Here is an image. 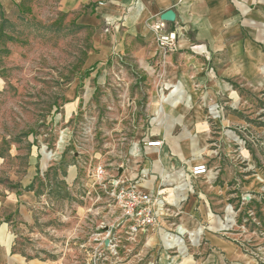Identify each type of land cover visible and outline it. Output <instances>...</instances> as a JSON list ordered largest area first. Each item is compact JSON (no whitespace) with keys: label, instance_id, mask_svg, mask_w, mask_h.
I'll use <instances>...</instances> for the list:
<instances>
[{"label":"rangeland","instance_id":"1","mask_svg":"<svg viewBox=\"0 0 264 264\" xmlns=\"http://www.w3.org/2000/svg\"><path fill=\"white\" fill-rule=\"evenodd\" d=\"M59 1L0 5V192L22 188L29 157L38 173L41 153L42 169L48 160L33 180L29 225L7 217L15 220L12 251L58 264H264V45L253 42L260 64L252 74L244 56L198 54L197 44L164 55L150 35L123 32L112 51L109 38L96 41L103 26L76 24ZM251 26L242 25L247 37ZM227 66L234 71L223 75ZM157 99L177 105L166 111L174 121L155 114ZM150 135L164 138L160 154L132 160L131 144ZM97 163L109 174L154 171V191L159 168L169 175L205 164L209 173L190 178L180 203L166 198L154 226L129 234L133 223L106 196L57 178L73 166L83 177ZM171 177L185 197L188 180Z\"/></svg>","mask_w":264,"mask_h":264},{"label":"crops","instance_id":"2","mask_svg":"<svg viewBox=\"0 0 264 264\" xmlns=\"http://www.w3.org/2000/svg\"><path fill=\"white\" fill-rule=\"evenodd\" d=\"M17 1L19 0H0V5L5 9H9L13 6V2ZM59 7L63 13L76 14V24L80 26L94 29H100V26H103L102 31L104 33H98L99 37L96 38V41L101 43L103 39L109 38L112 51L120 46V41L123 40V32L141 37L150 35V39L156 48L154 35L150 28L158 19L161 20L160 16L164 12L172 10L175 14V20L172 23L166 22L165 27L168 32H175L176 29L184 30L182 39H179L180 50L188 48L192 44H197L193 45V50L197 51L198 54L205 53L207 49L208 52L214 55L226 54L228 57H234L235 59L244 56L247 66L246 71L251 74L257 72V66L260 64L258 56L255 57L258 54L256 45L253 42L264 45V30L259 27V25L264 24V0H60ZM243 24L256 26H251L252 32H249V37H252V39L242 33ZM93 48L95 51L99 49L102 55L107 53V47L105 46L99 48L94 44ZM243 49L246 51L245 54H243ZM97 61V58L89 54V64H95ZM240 65L238 64V66ZM232 71L234 70L230 67H224L223 75H230ZM211 72L214 74L213 68H211ZM175 86L174 83H170L166 86V89H174ZM170 94L173 96L174 90ZM153 104L155 114L157 111L159 116L164 115L163 117L167 121L175 120L176 115L168 117L166 111L170 109L173 111L177 105L166 107L163 105V101L158 99L157 101L154 100ZM167 126L163 127V131L166 133L168 132ZM163 139L162 137L150 135V138L148 137L144 141L162 140L164 142ZM140 141L138 140L137 143H140ZM12 146L13 150L10 149L8 153L11 157H15L18 155V151L15 145ZM161 148H144L141 145V154L135 159L143 158V156L159 155ZM41 157L39 173L38 168L34 166L36 164L35 159L33 160V156L29 157L26 173L19 180L22 188L4 189V192H0V264H58V261L55 260L27 258L12 251L16 237L12 230V223L15 220H20L23 224L29 225L32 219L31 207L37 204L38 193L33 189V180L39 174L44 176L43 172L48 166L47 160V166L44 169L41 168L44 157L42 153ZM0 160H3L2 157H0ZM155 164H157V160ZM161 169L159 168L158 172L163 174V178L170 179V176H175L174 173L168 175L169 171L165 172ZM57 171L60 174L57 178L60 177L69 186L76 185L78 187L86 179L88 168H86L85 176L80 178L77 175L75 166L69 168L66 177L59 170ZM151 172L154 175V171ZM152 175L149 178L154 177ZM146 183L151 187V180H147ZM7 217H13L15 220L9 221Z\"/></svg>","mask_w":264,"mask_h":264},{"label":"built area","instance_id":"3","mask_svg":"<svg viewBox=\"0 0 264 264\" xmlns=\"http://www.w3.org/2000/svg\"><path fill=\"white\" fill-rule=\"evenodd\" d=\"M165 24V21L158 19L151 26L150 30L154 35L157 51L167 55L180 50L179 39L182 37L183 32L181 29H176L175 32H168L166 31ZM141 145L144 148L159 149L163 145V142L162 140L156 142L143 140L142 144L141 142L137 144L132 143L129 156L132 158L140 156ZM179 173L184 175L185 179L188 180L190 190L186 191L185 197H182V192H178L174 180L170 182L167 177H162L160 187L154 191L146 183L150 175L149 170L145 168L137 174L132 175H126L123 170L118 171L116 174H109L101 163L88 167L86 179L81 183V187L84 189L83 192L86 195H91L92 192L98 194L97 200H100L102 195L106 196L109 206L112 205L121 213V219L128 223H133L128 226L129 234H133L137 229L143 231L144 228L154 226L156 218L164 216L163 212L167 203L165 201L166 198L172 197L174 204L185 200L188 197V192H192V186L189 183L190 178L205 177L209 173V169L205 164L195 165L191 166L190 169L175 171L174 177H177ZM171 179L173 178L171 177ZM171 185L174 186V195L165 194L166 186ZM181 198L184 199L181 200Z\"/></svg>","mask_w":264,"mask_h":264},{"label":"water","instance_id":"4","mask_svg":"<svg viewBox=\"0 0 264 264\" xmlns=\"http://www.w3.org/2000/svg\"><path fill=\"white\" fill-rule=\"evenodd\" d=\"M160 19L162 21L172 23L175 20V14L172 10H168L160 16Z\"/></svg>","mask_w":264,"mask_h":264},{"label":"bare ground","instance_id":"5","mask_svg":"<svg viewBox=\"0 0 264 264\" xmlns=\"http://www.w3.org/2000/svg\"><path fill=\"white\" fill-rule=\"evenodd\" d=\"M137 141H138V140H136V141L134 142V144H137ZM149 142H156V141H149ZM133 158H134V157H133ZM133 158H132V160H135V158H134V159H133ZM135 162H137V160H136V161H133V163H135Z\"/></svg>","mask_w":264,"mask_h":264}]
</instances>
